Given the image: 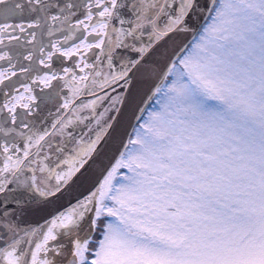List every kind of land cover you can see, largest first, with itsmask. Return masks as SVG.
I'll list each match as a JSON object with an SVG mask.
<instances>
[{
    "label": "snow or ice",
    "instance_id": "snow-or-ice-1",
    "mask_svg": "<svg viewBox=\"0 0 264 264\" xmlns=\"http://www.w3.org/2000/svg\"><path fill=\"white\" fill-rule=\"evenodd\" d=\"M0 264H264V0H0Z\"/></svg>",
    "mask_w": 264,
    "mask_h": 264
}]
</instances>
